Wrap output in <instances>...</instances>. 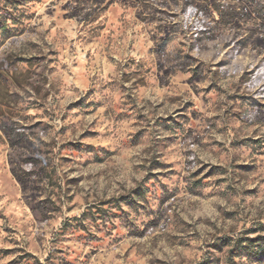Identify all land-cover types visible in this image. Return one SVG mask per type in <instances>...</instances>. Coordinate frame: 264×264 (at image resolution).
Here are the masks:
<instances>
[{
  "label": "rangeland",
  "instance_id": "rangeland-1",
  "mask_svg": "<svg viewBox=\"0 0 264 264\" xmlns=\"http://www.w3.org/2000/svg\"><path fill=\"white\" fill-rule=\"evenodd\" d=\"M4 2L0 264H264V0Z\"/></svg>",
  "mask_w": 264,
  "mask_h": 264
},
{
  "label": "trees",
  "instance_id": "trees-1",
  "mask_svg": "<svg viewBox=\"0 0 264 264\" xmlns=\"http://www.w3.org/2000/svg\"><path fill=\"white\" fill-rule=\"evenodd\" d=\"M6 4L12 3L13 0H4ZM17 9L8 7L7 5H0V31L5 35L10 32V26L15 25L17 22ZM246 246V245H245ZM261 246V244H260ZM244 250H248V247H244Z\"/></svg>",
  "mask_w": 264,
  "mask_h": 264
}]
</instances>
